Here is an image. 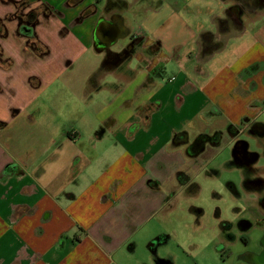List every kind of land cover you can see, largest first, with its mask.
Here are the masks:
<instances>
[{"label": "crops", "instance_id": "crops-1", "mask_svg": "<svg viewBox=\"0 0 264 264\" xmlns=\"http://www.w3.org/2000/svg\"><path fill=\"white\" fill-rule=\"evenodd\" d=\"M199 1L171 45L126 0L2 1L0 264H217L254 228L264 264V1ZM220 171L249 215L175 216Z\"/></svg>", "mask_w": 264, "mask_h": 264}, {"label": "rangeland", "instance_id": "rangeland-1", "mask_svg": "<svg viewBox=\"0 0 264 264\" xmlns=\"http://www.w3.org/2000/svg\"><path fill=\"white\" fill-rule=\"evenodd\" d=\"M2 1L6 0H0V8L9 5L3 4ZM126 2L128 3L127 7H122L120 13L131 33L141 32L151 37V33L159 31L165 32L168 27V43H170V45L177 43V41L172 42V31L176 29H180L181 31L184 29V21L187 18H192L197 9L200 11V9L203 8L202 5H204V3H201L199 0H126ZM213 5L217 6V0H213ZM189 10L192 12H189ZM172 25L174 29H171ZM39 27H41V31L46 32V30H44V24H40ZM8 41L13 43L16 40L13 39V36L9 35ZM60 50L61 49H58V51H56L59 57H61ZM242 138L248 142L250 148L256 151L253 137L243 134ZM231 146L232 145L223 141L219 148V153H230ZM262 152L263 151H261V154ZM259 164H264V160H260ZM228 180H233L235 182L236 188L244 200L240 199V197L235 199L231 196L226 187V182ZM195 181L198 184L197 193L188 197L186 212L176 211L175 216L184 218L188 216H197L196 213L190 211V205L200 207L202 209L200 216L206 220L215 217L216 209L219 212L217 221L221 218L229 222H237L243 214L245 216L249 215L248 212L251 211L249 207L253 201L251 197H253L254 194L246 193L242 189L240 173L238 171H220L217 175H200ZM259 236L260 232L254 228L250 233L244 234L245 239L247 238L249 241L248 244L243 243L240 237H237L235 242H232L230 246L232 257L227 258V253H225L217 264H245L241 262V259L246 253H252L253 250L256 249L255 245L260 241ZM238 254L241 255V257L238 256Z\"/></svg>", "mask_w": 264, "mask_h": 264}, {"label": "flooded vegetation", "instance_id": "flooded-vegetation-1", "mask_svg": "<svg viewBox=\"0 0 264 264\" xmlns=\"http://www.w3.org/2000/svg\"><path fill=\"white\" fill-rule=\"evenodd\" d=\"M261 1H264V0H253V1H252V4H253V5H257V4H259ZM251 130H253V129H251ZM255 131H257V130L255 129ZM257 132H258V131H257ZM258 134H259V133H258ZM237 153H238L239 157L244 156L243 149H242L241 147H238V149H237ZM258 182L261 183V181H258Z\"/></svg>", "mask_w": 264, "mask_h": 264}, {"label": "water", "instance_id": "water-1", "mask_svg": "<svg viewBox=\"0 0 264 264\" xmlns=\"http://www.w3.org/2000/svg\"><path fill=\"white\" fill-rule=\"evenodd\" d=\"M263 258H264V253L260 255V260H262Z\"/></svg>", "mask_w": 264, "mask_h": 264}]
</instances>
